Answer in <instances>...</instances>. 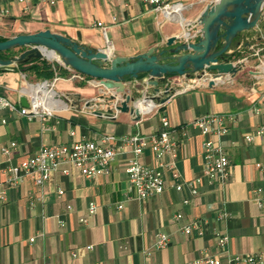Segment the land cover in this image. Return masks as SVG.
<instances>
[{
    "label": "crops",
    "instance_id": "crops-1",
    "mask_svg": "<svg viewBox=\"0 0 264 264\" xmlns=\"http://www.w3.org/2000/svg\"><path fill=\"white\" fill-rule=\"evenodd\" d=\"M0 9L8 10L0 14L1 39L49 29L85 47L126 57L152 46L157 51L166 48L170 36L187 29L186 25L166 21L161 12L142 0H61L52 6L35 0L27 7L18 0H0ZM187 11L189 15L184 17L193 21L202 9ZM38 59L56 65L53 77L36 78L17 66L0 69V96L17 107L24 106L21 97L29 104L36 96L42 99L43 108H53L43 120L39 116L29 119L7 108L0 110V117L6 119L0 124V180L5 179L8 166L26 160L42 145L82 138L100 142L107 135L113 136L107 144L114 148L116 157L107 173L85 177L69 162H62L42 185L26 177L19 185L8 187L7 199L0 203V264H201L195 261L205 254L225 257L216 245L217 231L229 235L230 253L256 254L264 260V170L255 166L258 161L264 163V141L256 136L251 142L245 139L261 122L252 106L262 104L257 96L264 82L244 87L235 84V75H224L209 85V81L197 84L174 76L171 78L180 85V91L164 103L147 100L140 104L138 121L127 112H116L113 119H107L92 114L83 103L102 91L98 79L73 70L53 56ZM43 81L53 91L45 85L35 86ZM127 85L137 96L140 93L133 90L151 88L128 78ZM60 102L65 107H60ZM209 113L225 115L227 133L221 136V143L231 174L225 183L217 180L200 185L197 195L184 204L189 192L187 188L177 191L174 184L201 176L203 167L205 136L191 121ZM162 115L167 116L172 135L179 142L173 159L179 178L172 179L169 168L163 166L164 192L136 200L125 171L132 153L122 139L156 132ZM12 140L16 147L3 154L1 148ZM139 160L154 164L149 149ZM170 161L168 155L163 159L165 164ZM256 187L262 188L263 207L253 200ZM89 202L97 206L92 215L87 210ZM219 212L225 213L221 220L216 219ZM176 213L182 215L178 220ZM82 218L87 222H81ZM194 221L201 223V234L181 232L182 225ZM157 233L169 236L168 246L154 247ZM89 245L91 249H87ZM73 251L76 257H72Z\"/></svg>",
    "mask_w": 264,
    "mask_h": 264
},
{
    "label": "built area",
    "instance_id": "built-area-1",
    "mask_svg": "<svg viewBox=\"0 0 264 264\" xmlns=\"http://www.w3.org/2000/svg\"><path fill=\"white\" fill-rule=\"evenodd\" d=\"M35 0H18L24 7L32 4ZM47 5H55L61 0H39ZM151 9L162 13L164 19L169 22L179 23L182 27L191 21H187L183 15L185 10L191 9L198 1L201 0H142ZM7 9H0V14H7ZM98 26L102 23L98 22ZM194 32L184 31L182 36L186 40H194L200 34L199 28ZM219 78L215 74L205 72L199 78H192L194 83L200 81H209ZM37 85H45L48 90L53 89L48 87V82L43 81ZM258 102L261 105H253L252 111L261 119L253 134H248L245 139L251 142L254 137H259L264 141V87L260 89L257 96ZM41 98L36 96L29 102V106L17 107L8 99L0 96V110L7 108L12 112H18L21 115L27 116L29 119L39 116L42 120L45 119L50 110L39 108ZM225 115L218 113H209L201 115L191 121V125L199 128L201 134L205 136L202 142V157L203 167L202 174L190 181H180L174 184L177 191H182L187 188L189 194L183 198L184 204H189L192 198L197 195L198 187L204 184H212L215 181L225 183L231 174V164L221 143V136L227 133V127L224 124ZM6 119L0 117V124H5ZM161 127L153 133L147 135L132 134L123 137L122 144L128 146L132 153L127 161L126 174L129 188L132 190V197L136 200H144L150 195L162 194L165 190L164 179L162 176V167L167 166L170 170V177L178 179L179 173L176 170L173 159L176 158L179 142L173 137V129L166 115H162L160 119ZM113 139V136L103 135L100 142L82 138L78 141L62 144L42 145L35 153L31 154L26 160L19 164L10 165L6 168V177L3 181L0 180V203L6 201V189L19 185L24 178L29 177L35 185H42L50 178L51 173L55 171L58 165L62 162H69L74 168L78 169L85 177H91L97 174L107 173L109 166L115 160L116 153L112 146L108 143ZM17 142L12 140L8 146H3L1 152L9 154L16 147ZM145 149H149L154 160V164H143L139 158ZM168 155L172 161L165 164L164 157ZM257 169L263 171L264 163L256 162ZM59 189L58 193L62 194ZM253 200L259 207H263L261 198L262 188L256 187L252 190ZM122 205L119 204L118 208ZM97 206L95 202H89L87 210L90 215L96 212ZM182 217L181 213L174 214L176 220ZM225 217V213L219 212L216 214V219L221 220ZM81 222L86 223L87 219L82 218ZM181 232L185 235H190L196 231L201 234V223L194 221L181 226ZM216 245L225 257L218 254H205L202 258L197 259L195 263L201 264H264V260L260 255L247 254L239 255L232 254L228 251L229 235L226 232L216 233ZM32 240V239H31ZM170 243V238L164 233H157L154 242L156 249H161ZM92 246H87L91 249ZM72 257H76V252H71Z\"/></svg>",
    "mask_w": 264,
    "mask_h": 264
},
{
    "label": "water",
    "instance_id": "water-1",
    "mask_svg": "<svg viewBox=\"0 0 264 264\" xmlns=\"http://www.w3.org/2000/svg\"><path fill=\"white\" fill-rule=\"evenodd\" d=\"M264 0H216L206 5L199 15L186 25L199 27L194 40L182 34L166 40V48L156 46L135 56L110 55L107 49L85 47L70 38L49 29L33 33H19L0 40V51L12 48L23 50L12 58L0 57V69L13 68L33 58L53 56L62 64L86 76L98 79L102 91L84 105L99 118L113 119L116 112H127L133 120L141 118L140 104L147 100L164 103L180 91V85L171 77L199 78L206 71L216 76L233 77L241 62L224 61L234 38L243 31L257 26L264 17ZM186 31L188 32V30ZM173 74V76H168ZM127 78L140 86H150L149 91L130 92ZM214 83L209 80V85ZM129 91V92H128ZM21 104L29 106L24 97Z\"/></svg>",
    "mask_w": 264,
    "mask_h": 264
},
{
    "label": "rangeland",
    "instance_id": "rangeland-1",
    "mask_svg": "<svg viewBox=\"0 0 264 264\" xmlns=\"http://www.w3.org/2000/svg\"><path fill=\"white\" fill-rule=\"evenodd\" d=\"M215 1L201 0L194 7L201 10ZM183 15L187 17L189 11L185 10ZM236 41L228 51L230 61L242 64V68L235 74V84L248 87L258 81L264 82V17L257 26L243 31ZM244 42L249 44L245 46Z\"/></svg>",
    "mask_w": 264,
    "mask_h": 264
},
{
    "label": "trees",
    "instance_id": "trees-1",
    "mask_svg": "<svg viewBox=\"0 0 264 264\" xmlns=\"http://www.w3.org/2000/svg\"><path fill=\"white\" fill-rule=\"evenodd\" d=\"M0 40H5V39L0 38ZM22 50H23L22 48H12V49H8L5 51H0V57L1 58H12L14 56H17ZM225 56L226 57L223 58V60L225 61L231 60L228 58L230 56L229 53H227ZM38 61H39L38 58H33L29 62L18 64L17 68L21 70L22 72L34 73L36 78L49 79L53 77L54 71L56 69V65L48 63L45 60H41L39 61V63ZM168 76H173V74L168 75ZM87 77H90V76H87Z\"/></svg>",
    "mask_w": 264,
    "mask_h": 264
},
{
    "label": "flooded vegetation",
    "instance_id": "flooded-vegetation-1",
    "mask_svg": "<svg viewBox=\"0 0 264 264\" xmlns=\"http://www.w3.org/2000/svg\"><path fill=\"white\" fill-rule=\"evenodd\" d=\"M239 38V36H237L236 38H234V40H233V43H232V45H231V47L233 46V44L235 43V42H237L236 40ZM249 43L248 42H244V45L245 46H247ZM236 52V51H235ZM226 56H224L223 58H225ZM208 72V71H207ZM209 73H211L212 75H214L215 74V72H209Z\"/></svg>",
    "mask_w": 264,
    "mask_h": 264
},
{
    "label": "bare ground",
    "instance_id": "bare-ground-1",
    "mask_svg": "<svg viewBox=\"0 0 264 264\" xmlns=\"http://www.w3.org/2000/svg\"><path fill=\"white\" fill-rule=\"evenodd\" d=\"M40 89H41V88H40ZM49 91H50V90H49ZM48 93H49V92H48ZM49 95H50V94H49ZM41 102H42V101H41ZM56 105H57V104H56ZM59 106H60V107H65V104H63L62 102H60V103H59ZM39 108H41V109H45V110H51V109H53V108H50V109H48V108H43V106L40 105V104H39Z\"/></svg>",
    "mask_w": 264,
    "mask_h": 264
}]
</instances>
